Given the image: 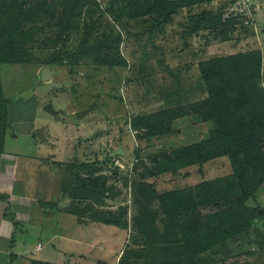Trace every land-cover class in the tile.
I'll return each mask as SVG.
<instances>
[{
	"label": "rangeland",
	"instance_id": "1",
	"mask_svg": "<svg viewBox=\"0 0 264 264\" xmlns=\"http://www.w3.org/2000/svg\"><path fill=\"white\" fill-rule=\"evenodd\" d=\"M23 1L32 4L40 0ZM43 1L52 6L55 15L44 14L36 22L21 24L18 37L14 39L17 44L22 41L18 47L27 62L0 64L2 92L9 100L7 150L24 156L18 167V176L24 178L31 190L42 183L45 194H51L47 209H54L56 214L47 220V225L52 231L61 229V234L66 237L82 231L85 237L93 234L94 228L102 229L100 223L78 226L76 217L75 220L63 219L60 228L59 208L69 211L74 206L79 207L87 219H91L89 215L92 214L104 217L94 221L106 224L119 238L116 249L122 250L120 264H145L146 259L139 254L146 242L136 224L139 202H143L141 189L148 190L149 187L156 195L232 176L231 160L227 155L210 159L204 165L198 164L199 167L190 166L194 169L156 176L146 174L147 167L160 160V154L209 138L213 122L203 120L201 111H196L198 106L194 105L206 94L198 62L232 50L233 41L247 32L244 16L238 11L237 0H211L190 6V9H177L167 16L136 17L133 14L139 12V6L145 0ZM219 8L222 20L231 21L230 24L219 25L220 29L215 32H188L187 17L190 14ZM251 9L252 24H255L256 5L253 2ZM65 11L70 14L69 30L59 36L61 28L58 23ZM221 30L223 37L228 36V44L223 50L217 49L219 45L215 41L221 38ZM261 39L264 42L263 37ZM94 46L92 53L87 51ZM251 47L256 46L247 45V48ZM249 51L260 54L254 48L245 52ZM255 57L259 69L258 86L264 90V59L261 55ZM55 60L62 63L57 65ZM100 60L105 63L110 60L114 65L102 64ZM53 64L54 74L48 80H42V68H50ZM46 102H52L55 109L62 110L61 113L52 115L43 110ZM38 106L32 114L31 111ZM88 107L91 110L86 115L79 119L75 116V112ZM164 112H170L172 117L169 118V113L165 116ZM163 115L165 121L171 119L170 127L165 126L164 130L168 131L164 133L148 136L144 135V129L131 126L133 120L146 118L150 122ZM22 116L33 118V137L22 134L21 125L15 122ZM14 117L16 120L10 121ZM41 128L44 130L43 140L36 134ZM55 140L57 146L48 144ZM61 140L64 148L69 150L66 154L69 157L65 163L53 166L44 158L50 154L65 158V154L60 153ZM119 148L123 154L110 156ZM251 174L259 181L255 192L250 195L240 192L228 199L227 204L222 200L219 204L208 202L198 210L204 221L209 215L218 216L222 210L242 204L255 211L254 221L224 244L202 251L194 264H264V177L259 173ZM99 178L103 182L101 189L96 184ZM81 181L85 188L96 185L95 189L101 193L91 194L83 200L77 198L80 192L77 185ZM155 195L150 198L149 208L155 212V221L161 230L162 213ZM46 237L32 238L34 241L40 239L44 254L51 250ZM181 237L178 232L173 239ZM62 242L65 245V240ZM105 254L108 252L101 253L107 264H111L112 259ZM56 257L51 258L52 261L59 258ZM88 258L90 264H96L94 255H88ZM182 261L180 250L172 249L152 264H193Z\"/></svg>",
	"mask_w": 264,
	"mask_h": 264
},
{
	"label": "trees",
	"instance_id": "2",
	"mask_svg": "<svg viewBox=\"0 0 264 264\" xmlns=\"http://www.w3.org/2000/svg\"><path fill=\"white\" fill-rule=\"evenodd\" d=\"M71 1L73 3L74 0ZM209 1L211 0H145L139 6V12L133 14V17L167 16L177 9ZM55 13L52 6L43 0L32 4H26L23 0H0V64L27 62L24 52L18 47L22 41L17 44L14 40L18 37L20 25L36 22L44 14L53 17ZM68 13L69 11H65L58 23L61 28L59 36L69 30ZM221 13L222 10L219 8L190 14L187 17L188 32L195 33L200 30L215 32L220 29L219 25L230 24L231 21L222 20ZM219 35L221 39L228 38L223 37L222 30ZM94 49L95 46L87 51L92 53ZM255 56L260 54L249 51L198 62L200 78L206 86L207 97L194 105L198 106L195 109L201 111L203 120L213 122L210 136L171 153L160 154V158L157 157L160 160L147 167L146 176L175 172L184 166L203 164L223 155H227L231 160L233 173L232 176L206 180L193 186L156 195L149 187L148 190L141 189L143 202H139L136 224L138 232L146 242L145 248L139 254V257L146 259L145 264H152L159 257L166 256L172 249L180 250L184 260L181 263L194 264L202 251L217 244H224L232 236L249 228L254 221L255 211L242 204L230 206L222 210L218 216L209 215L204 221L198 207L208 202L219 204L221 200L227 204L228 199L240 192L250 195L259 187V181H256L251 172L264 177V90L258 86L259 69L257 70L258 60ZM99 62L114 65L110 60H106V63L103 60ZM54 63L59 65L62 61L55 60ZM8 104L9 100L4 96L0 82V151L8 125ZM168 113L170 114L164 112V115L168 116ZM164 115L150 122H147L146 118L133 120L131 126L134 129H144V135H158L168 131L164 130L165 126L170 127L168 123L171 119L165 121ZM171 117L172 115L169 118ZM80 183L77 185L80 191L77 198L81 200L91 194L101 193V190L95 189L96 185L85 188L84 182ZM96 184L101 189L103 182L99 178ZM153 195L162 213L161 230L156 224L155 212L149 208ZM68 210L76 216H84V210L79 207L74 206ZM89 217L92 220L104 218L94 214ZM178 232L182 237L178 240L173 239ZM32 264L50 263L32 261Z\"/></svg>",
	"mask_w": 264,
	"mask_h": 264
},
{
	"label": "crops",
	"instance_id": "3",
	"mask_svg": "<svg viewBox=\"0 0 264 264\" xmlns=\"http://www.w3.org/2000/svg\"><path fill=\"white\" fill-rule=\"evenodd\" d=\"M251 1L256 5V23L246 26L247 32L241 33V37L233 41V47H230L232 50H229L226 54L234 55L254 48V50L260 52V55L263 56L264 59V42L261 39L262 37L264 39V24H262L264 19V0H261V2L257 0ZM186 8L190 9V7ZM212 37L216 38L217 35H213ZM218 39L219 40H215L219 45L217 49H226L228 39ZM248 44H254L256 47L247 48ZM226 54L214 55L212 57L225 56ZM206 97L207 93L202 99ZM38 108L39 106L36 108L34 107L31 111L32 114H34L35 110H38ZM28 114L29 113H27L26 116ZM26 116L17 117V120L14 117L10 119V121L16 120V123L19 122L22 134L27 133L33 137V132L31 133V131L34 130L33 118L25 119ZM41 129L43 134L44 130L43 128ZM9 134L10 133H5L3 148L2 151H0V264H32V261L50 264H90L88 255L95 256L97 259L96 264H107L108 261L101 255L103 251L108 252V256L106 254L105 256L112 259L111 264H120L122 250L118 251V249H116V241H118L119 238L113 235L111 229H108L106 224L87 219L84 216H76L70 211H64L62 208H59L61 210L60 228L63 219L65 220L66 217H70V219L73 218L75 220L76 217L78 222H76V225L78 226L82 223H100L102 229L94 228V232L90 234V236L84 237L82 231H78V234L66 237L61 234V229H59L60 231H52L48 227L47 220L51 219L52 216L56 214L54 209H47L48 201H51L48 196L51 194H45V190H42L41 187L42 183L40 186L36 184L34 186V191L31 190L32 188L28 186L24 178L18 176V167L21 165L24 156L14 151L7 150L6 142ZM43 139L44 135L42 137V140ZM61 141L62 148L60 149V153L65 154V158L59 159L55 154H50L47 158H44L52 162L53 166L55 163H65L67 161L66 157H69V155H66L69 150L64 148V142L63 140ZM48 144L57 146V140H55L54 143L49 142ZM190 166L199 167L198 164H193L184 166L178 169V171L182 169H194ZM192 176L194 175H191V177ZM47 210H50V212H46ZM44 231H49V233H44ZM44 236H47L46 238L51 243V250L47 254L42 253L43 245H41L39 250L35 249L36 245L41 243L40 239H36V241L32 239L34 237ZM62 240H65V245H63ZM60 244H62V246ZM62 254H64L65 257H62ZM57 255L59 256L57 259L58 261L56 259V261H52L51 258H55Z\"/></svg>",
	"mask_w": 264,
	"mask_h": 264
},
{
	"label": "water",
	"instance_id": "4",
	"mask_svg": "<svg viewBox=\"0 0 264 264\" xmlns=\"http://www.w3.org/2000/svg\"><path fill=\"white\" fill-rule=\"evenodd\" d=\"M55 65L53 64L50 68L48 66H45L44 68H42L41 70V78L42 80H48L52 74H54V69ZM43 110H45L46 112L52 114V115H57L59 113H61V109H55L53 107V104L52 102H46L43 104ZM91 110L90 107L82 110V111H77L75 112V116L79 119L81 117H83L84 115H86L89 111ZM36 134L37 136H39L38 138H41L42 137V129H37L36 130ZM79 140H81V138L79 137ZM116 154H123L121 148H119V150L113 152L110 154V156H114ZM79 220H82V219H79Z\"/></svg>",
	"mask_w": 264,
	"mask_h": 264
},
{
	"label": "built area",
	"instance_id": "5",
	"mask_svg": "<svg viewBox=\"0 0 264 264\" xmlns=\"http://www.w3.org/2000/svg\"><path fill=\"white\" fill-rule=\"evenodd\" d=\"M237 3L239 4V13L244 16L243 23L247 25L252 24L253 20V13L251 9L252 1L251 0H237ZM41 248V244L38 243L35 247L36 250H39Z\"/></svg>",
	"mask_w": 264,
	"mask_h": 264
}]
</instances>
